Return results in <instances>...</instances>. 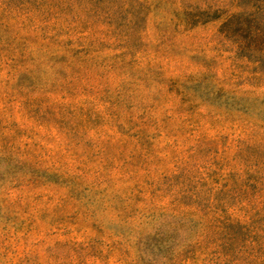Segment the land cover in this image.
<instances>
[{
  "label": "rangeland",
  "instance_id": "obj_1",
  "mask_svg": "<svg viewBox=\"0 0 264 264\" xmlns=\"http://www.w3.org/2000/svg\"><path fill=\"white\" fill-rule=\"evenodd\" d=\"M0 264H264V0H0Z\"/></svg>",
  "mask_w": 264,
  "mask_h": 264
}]
</instances>
